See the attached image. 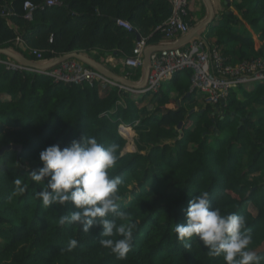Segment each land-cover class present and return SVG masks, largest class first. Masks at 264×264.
<instances>
[{"label": "trees", "instance_id": "obj_1", "mask_svg": "<svg viewBox=\"0 0 264 264\" xmlns=\"http://www.w3.org/2000/svg\"><path fill=\"white\" fill-rule=\"evenodd\" d=\"M24 1L0 0V49L11 48L30 60H35L31 48L41 50L45 60L76 51H94L97 61L101 53L118 50L129 57L137 36L151 34L150 44L164 38L156 27L170 14L167 0H61L27 20ZM234 7L241 19L225 13L208 35L215 31V45L229 63L264 59V46L256 47L252 36L264 40V0H239ZM116 18L128 20L133 29L117 27ZM17 37L21 47L13 46ZM128 72L122 76L138 80L141 75L140 69ZM190 76L185 70L166 82L176 98L182 95L179 107L166 109L171 98L165 85L157 93L131 95L118 86L67 84L0 64V147L22 146L18 155L7 150L0 156V264H226L209 256L195 238L186 248L175 232L176 224H186L189 200L203 191L221 214L246 218L253 236L249 247L264 256V82L250 90L233 89L219 106L189 91ZM197 100L205 106L190 113ZM119 124L135 131V151L123 152L126 139ZM83 136L117 146L119 158L110 175L122 178L121 208L128 213L126 222L137 225L125 260L100 245V226L84 232L78 225H59L62 215L77 209L70 204L45 208L36 195L47 187L32 179L42 167L40 152ZM71 239L78 245L68 252Z\"/></svg>", "mask_w": 264, "mask_h": 264}, {"label": "clouds", "instance_id": "obj_2", "mask_svg": "<svg viewBox=\"0 0 264 264\" xmlns=\"http://www.w3.org/2000/svg\"><path fill=\"white\" fill-rule=\"evenodd\" d=\"M9 13L12 15L11 12ZM137 38L144 37L137 36L135 42L138 40ZM19 40L23 41L19 37L15 39L16 42ZM146 45H148L147 42ZM5 57V59L0 60H12L7 56ZM126 58L128 57H125L124 61ZM33 61L37 63L42 61L43 63L42 59L36 57ZM81 63L109 81L106 82L105 86L101 84V81L93 83L98 84L100 88L118 86L131 95L144 93L140 92L142 89H133L118 84L92 67ZM22 66L26 68L23 70L39 71L45 74L55 67L36 70ZM124 66L126 67L125 70L129 69L130 72L128 73H131L139 69L141 71L142 63L137 69L129 68L125 64ZM122 77L138 82L141 75L136 81L130 77ZM190 92L200 93L196 90ZM120 134L125 138L123 133L120 132ZM118 158L116 145L105 146L98 142L94 136H83L80 139H73L68 146L61 147L59 144H52L43 149L39 154L42 167L38 172H32V179L36 182H46L47 187L36 193L39 198H42L43 207L48 208L54 204L60 206L70 204L72 209H77L72 210L69 215H62L59 218L60 226L78 225L84 232H89L94 226H100L102 228L100 245L109 249L116 259L125 260L128 253L132 251L134 230L137 225L135 222H126L128 221V213L121 208L122 197L119 186L123 183L122 178L110 175L109 170L116 166ZM16 183L19 184L20 181L18 180ZM19 191L23 193L26 188L21 187ZM208 197L209 193L203 191L189 200L185 210L186 224H176L175 227L179 241L184 243L187 248L191 246L188 242L195 238L207 248L209 256L222 257L226 264H264V256L249 247L253 236L251 230L246 226V218L235 212L227 215L221 214L219 208L211 207ZM119 221L125 222L119 223ZM77 245L78 240L71 239L65 250L72 252Z\"/></svg>", "mask_w": 264, "mask_h": 264}, {"label": "built area", "instance_id": "obj_3", "mask_svg": "<svg viewBox=\"0 0 264 264\" xmlns=\"http://www.w3.org/2000/svg\"><path fill=\"white\" fill-rule=\"evenodd\" d=\"M167 1L170 5V14L156 29L163 33L164 40L173 42L170 41L172 43L165 44V48L150 55V69L145 88L140 91L141 93L147 91L157 93L162 85L176 73L189 70L191 72L190 91H199L205 95L207 103L222 106L233 89L251 83L264 82V59L261 57L256 56L232 64L226 61L220 47L208 45L204 38H192L174 46L179 38L191 30L186 19L190 0ZM59 5L61 0H43L40 3L25 0L22 5L24 18L30 20L36 10ZM8 15L10 13L2 12V16ZM115 24L126 30L133 29L130 22L122 18H116ZM146 46V38L136 40L132 56L126 58L124 64L129 68L137 69L142 63V52ZM30 52L37 59L42 58V51L30 49ZM0 63L10 70L26 69L12 60H0ZM47 74L55 81L64 83L92 85L95 81H101V84L105 86L106 82H109L75 59L58 64Z\"/></svg>", "mask_w": 264, "mask_h": 264}, {"label": "crops", "instance_id": "obj_4", "mask_svg": "<svg viewBox=\"0 0 264 264\" xmlns=\"http://www.w3.org/2000/svg\"><path fill=\"white\" fill-rule=\"evenodd\" d=\"M237 1H239V0H211V2L213 4L214 12H215V19L210 25H208L207 27H205V28L200 30V34L203 36L205 42L208 45L215 46V41L217 40V35L215 34V31H214V33H210V35H208V33L211 32V27L212 26L218 24V20H219V18H222L223 14H225V13H227V14L228 13H233V14L237 15L239 19H241V16L236 13V10H235V7H234V4ZM187 10H188V14H189L188 20H189V24L191 26V29L194 26H196L198 23H200L207 15V6H206L204 0H190ZM124 20H126V19H124ZM149 36H151V34H148L146 36H141V37L146 38V42H147L148 45L167 44V43H172L173 42L172 40L166 41L164 39H161V40H159L156 43L150 44L148 42V40L150 38ZM184 36L179 38V40L177 42H180L184 38ZM252 36H253V39H254L256 47H259L260 45L264 46V40L260 42L258 40V38H257L258 35L254 34V33L252 34ZM170 41H172V42H170ZM18 42L20 43L21 40H19ZM134 42H135V40H134ZM134 42H133V47H134ZM17 44L18 43L16 41L13 42V46L14 47L15 46L16 47H18V46L21 47L19 44L17 46ZM133 47H132V50H133ZM8 50H11L12 52H15L11 48H8ZM36 50H39V49H36ZM113 52L115 53V51H113ZM16 53H18V52H16ZM79 53H82V54L94 59L93 58V54L95 53L94 51H92V53H90V54L85 53V52H79ZM114 53H111V52H106L105 54L101 53V55L98 56V62L104 64L110 71H112L117 76L122 77V74H124L125 68H126L124 66V64H123L124 58L127 57L128 55H126L125 53L122 54L119 50H118L116 55H113ZM19 54H21V53H19ZM41 59H43V55H42ZM45 62H46V60L43 59V63H45ZM39 63H42V61H39ZM188 80L189 81H187V82H186V80L183 81V83L184 82L190 83V79H188ZM251 84H249L248 86H243V87L246 88L247 90H250L254 86L253 83H251ZM163 85H165L167 87L168 91H169V92L166 91V94H167L168 98H171L170 99L171 102H169L165 106L166 109H176V107H179V105L181 104V98H182L181 96L182 95L180 97L176 98V95L173 93V90H171V89L169 90V87H168L169 85H167L166 83H164ZM162 89H163V86H162ZM238 96H239V94H238ZM201 106H205V104H201L199 100L195 101L194 108L190 111V113L195 112L198 109L202 108ZM253 107H254V109H259L258 105H253Z\"/></svg>", "mask_w": 264, "mask_h": 264}, {"label": "water", "instance_id": "obj_5", "mask_svg": "<svg viewBox=\"0 0 264 264\" xmlns=\"http://www.w3.org/2000/svg\"><path fill=\"white\" fill-rule=\"evenodd\" d=\"M204 2L207 6L206 17L200 23L194 26L191 29V31L188 34H186L184 38L180 42H177L174 46H178L179 44L187 42L188 40L192 38L203 39L202 35L200 34V30L210 25L215 19V12H214V8H213V4L211 0H204ZM165 47H166L165 44H158V45H147L144 48L143 60H142V66H141V77L138 82H133L123 77L117 76L112 71H110L105 65L79 52H70L66 54H60L45 63L34 62L33 60L28 59L22 54L12 52L11 50H8V49H0V54H3L28 68H32L36 70L51 69L54 66L58 65L59 63H62L68 59H77L83 62L85 65L92 67L93 69H95L96 71H98L99 73L107 77L108 79L118 84H121L125 87L133 88V89H143L145 87L147 75L150 69V55L153 52L162 50ZM181 126H182V122H179L178 128H181ZM21 147H22L21 144L3 145L0 147V156L3 154V152L9 149L16 150L17 155H18L20 153Z\"/></svg>", "mask_w": 264, "mask_h": 264}, {"label": "rangeland", "instance_id": "obj_6", "mask_svg": "<svg viewBox=\"0 0 264 264\" xmlns=\"http://www.w3.org/2000/svg\"><path fill=\"white\" fill-rule=\"evenodd\" d=\"M124 124H119L118 126V130L119 132L123 133V135L125 136L126 139V144L124 147L123 152H131L134 151L135 148V144H134V137H135V131L133 130V128L131 126L125 125ZM178 127V124H177ZM177 127H175L177 129ZM127 129V130H126ZM179 130H181L180 128H178ZM124 131V132H123ZM129 132V134H127ZM180 137V135L178 136V138ZM174 141V139L171 140V142ZM192 146V145H190ZM132 182L130 179H126L125 183H130ZM131 185L128 184V187H130ZM1 243H0V247H1Z\"/></svg>", "mask_w": 264, "mask_h": 264}, {"label": "bare ground", "instance_id": "obj_7", "mask_svg": "<svg viewBox=\"0 0 264 264\" xmlns=\"http://www.w3.org/2000/svg\"><path fill=\"white\" fill-rule=\"evenodd\" d=\"M8 13V12H7ZM127 130V129H126ZM124 132V131H123ZM127 134H129V132L127 133Z\"/></svg>", "mask_w": 264, "mask_h": 264}]
</instances>
